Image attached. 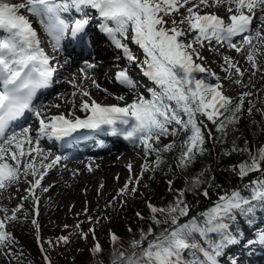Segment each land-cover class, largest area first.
Wrapping results in <instances>:
<instances>
[{
	"label": "snow or ice",
	"instance_id": "1",
	"mask_svg": "<svg viewBox=\"0 0 264 264\" xmlns=\"http://www.w3.org/2000/svg\"><path fill=\"white\" fill-rule=\"evenodd\" d=\"M189 4L192 6L186 7ZM222 6H227V21L216 13L201 14L200 11L202 7ZM185 7L187 14H181L182 18L176 20L174 14ZM21 10L36 18L55 50H59L60 42L66 35L75 40L84 32L91 19L88 10H94L100 21V31L123 53L126 60L137 63L143 75L159 91L149 89L150 99L140 96L124 107L102 106L95 101L82 102L80 110L88 113L85 119H67L64 114L41 118L37 110L34 114L40 126L35 137H32L27 127L9 132L13 121L33 111L32 101L37 91L48 87L57 71L51 58L40 47L38 34L31 21L21 14ZM73 11L80 14L78 18L66 19L67 14ZM168 17L172 18L171 26H168ZM181 25H186V29ZM193 33L190 40L184 39ZM237 37L239 41L235 39ZM128 39L143 51V61H138L124 43ZM213 41L237 53H246L245 58L252 68L259 70L257 57L264 55V0H22L15 4L0 0V190L19 181L22 167L24 174L30 173L34 177L28 191L36 200L33 189L40 186L47 169L60 160L57 156L45 162L48 156L39 147L41 140H62L72 137L80 129L105 132L134 145H141L146 157L155 153L154 167L145 164L142 173L159 167L162 162L160 153L170 152L176 147L175 140L162 148L156 147L162 137H178L184 133L178 167H187L198 154L206 151L203 121L198 117L206 118L216 125L217 132L224 133L229 124L238 122L244 97L251 95L242 93L240 102L233 104L232 98L224 94L221 77L196 62L205 59L197 45L203 48L205 42L211 45ZM223 61L222 71L226 73L223 79L230 80L233 74L242 75L233 58L225 55ZM93 67L95 65L86 62V68ZM80 72L85 78L88 77L84 68ZM197 73H204L217 82L208 83L198 78ZM116 80L134 87L127 70L117 72ZM69 82L82 96L90 95L80 90L73 81ZM75 95L76 92L73 93ZM248 111L251 114V108ZM225 113L231 115L225 116ZM222 116L224 119L220 120ZM209 137L215 139L210 133ZM232 151H247L249 155V161L241 162L232 169L241 180L252 172L261 173V178L242 186L249 192L248 196L242 194L240 187L225 192L213 208L202 214V221L193 218L184 224L178 221L180 217L188 215L189 206L184 202L182 190H177L174 203L166 208L149 204L153 222L161 223L156 218L159 213L168 218L170 227L163 229L147 242L146 247H142L144 241L153 236V230L149 228L140 240L132 241L131 255L120 252L112 264H185L184 251L198 247L195 241L190 240L193 234L198 233L206 239L208 232L225 229L227 225L218 222L232 218L235 211L248 214L254 210V202L264 204V146L259 147L256 153L247 148L234 147ZM25 157L30 159L25 160ZM9 159L13 163H9ZM140 178H136L137 183ZM131 183L130 177L118 195L127 194ZM195 183H199V180ZM130 192L134 194L136 188L132 187ZM204 195L207 196V192ZM22 207L21 204L9 210L0 206V213H3L0 217V251L10 249L15 244L14 236L6 228L9 223L19 219L17 213ZM32 223L38 228L35 219ZM82 238L86 239V234ZM59 239L67 242V237ZM111 241L113 245L118 241L114 233L111 234ZM225 242L231 244L235 239L228 237ZM255 242L264 244V232L257 234ZM221 247L222 244L217 243L211 253L203 248H199V251L203 253L207 264H217L216 257L221 254ZM91 251L98 255L103 249L97 243ZM7 254L15 255L14 252ZM192 264L201 262L193 260Z\"/></svg>",
	"mask_w": 264,
	"mask_h": 264
},
{
	"label": "rangeland",
	"instance_id": "2",
	"mask_svg": "<svg viewBox=\"0 0 264 264\" xmlns=\"http://www.w3.org/2000/svg\"><path fill=\"white\" fill-rule=\"evenodd\" d=\"M191 6L192 5L189 4L186 7H191ZM186 7L181 8L179 10V13L174 14V18L176 20H180L182 18L181 14H184V15L187 14L186 13ZM215 10H216V8H203L202 7L200 11H201V14H204V13H216ZM88 14L91 16V19H94L96 17L94 15L95 14L94 11H92V10H88ZM216 14L223 17L227 21V17L229 15V13L227 11L223 12L222 14H220V13H216ZM78 16L79 15H76V17L72 16L71 20L78 18ZM166 19L169 20L168 26H171V19L172 18L168 17ZM98 22H100V21L96 20L95 23H98ZM180 27L186 29L187 26L181 25ZM41 31H42V29H41ZM130 35H131V33H129V36ZM192 35H194V33L190 34L189 36L185 37L184 39L190 40L192 38ZM43 37L45 38V40H47V37L45 34L43 35ZM239 39H240L239 37L236 38L237 41H239ZM101 42H98V43H100L98 46L99 47L105 46V43L104 42L101 43ZM124 43L128 45L132 54H134L138 58V61L144 60L143 51L136 44H133L131 42V39L125 40ZM104 48H108V47H104ZM104 48H101V49L104 50ZM109 48H110L111 52H109L107 54V56H110V58L119 62L117 64H114L115 67H113V68L108 67L107 68V70L109 71L108 77H109V80L111 81V83H112V77L114 75V74H112V72H113V70H116L118 68L126 69L134 75L139 74L140 68L137 67L136 62L130 63L128 60L122 58V55L120 52H117L116 50H114V52H113V48L112 47H109ZM197 48L200 51L201 55L203 57H205V59L203 61L197 60L196 62L202 64L205 68L209 69L211 72H214V73H216L217 76L221 77V82L223 84V91H224L225 95H227V96H229V95L230 96H233V95L234 96H241L242 93H251V95H249L247 97H249L250 100L252 101V105H253L254 109L252 110L251 114L248 113L247 116H249V118L244 119V121L248 122V124L246 125V128H245L246 131L244 130L243 133H245L247 136H245V137L243 136L244 141H243L242 145H237L234 143L233 148L234 147L237 149L247 148L252 153H256L258 148L260 146H262V143L259 142L262 140L260 137L261 132H260L259 126L257 125V123H258L257 118L253 113L255 110L258 114L264 113V61H262L261 64H258L259 70L253 69L251 64L245 58L246 53H237V52H235V50H229L227 47H221L219 45H216L215 41H213L211 45H209L207 42H205V45L203 48H200L197 45ZM210 48L212 50H210ZM51 54H52V56L56 55L55 53H51ZM225 55H227L233 59H236V58L239 59V61L242 65H240L238 67L241 69L242 75L241 74H233L232 78L230 80L223 79V77L226 75V73H224L222 71V65L224 63L223 56H225ZM263 60H264V58H263ZM84 62H85L84 66L79 67V69H78V73L81 74V77H85V76L80 72V69L84 68L86 71H88V68H86V62L89 64L95 65V68H98V69L103 68V66L101 68V64L92 62L91 60H86ZM111 68H112V70H111ZM70 70H72V68H70V67L66 68V71H70ZM73 75L74 74L71 72L70 76H73ZM196 75L198 78L205 79L208 83L215 84L217 82L215 79L208 77L204 73H197ZM132 80L134 81V87L127 86V89L123 90L125 92L131 91V93L129 92V93L125 94L123 91H116V90L112 89L113 90L112 92H114L115 94L122 95L123 99H125V102H120V101L117 102V100H116V101H114V104H112V105L124 107L127 104H131L134 100H137L140 96H143L147 99H150L151 95H150L149 89H154L156 91H159L158 89H156V86L150 80H144V79H139V78H138V80H136V79L135 80L132 79ZM65 81H66V85L68 87H71L72 83L69 82L71 80L69 78H67ZM234 81H240V83H235ZM133 88H134V90H133ZM82 91H84V90H82ZM63 92H64V90L58 89L54 94H52V98L60 96ZM133 93H134V95H133ZM80 96L84 98V102L85 101L91 102V100H93V97L91 96V94L88 97L82 96L81 94H80ZM49 100H47L45 103L40 105L37 110L38 111L41 110L42 107ZM82 101H83V99L80 100V102H79L80 105H81ZM116 104H119V105H116ZM72 109H73V106H71L69 112H71ZM34 113H35V111H34ZM53 114H54V116H58L56 114H59V113H56V112L48 113V116H46L45 118H50L53 116ZM87 115H88V113H86L85 115H83L81 117H79V116L74 117L73 114L72 115L68 114V115H66V118H67V116H68V118L70 116L69 119H71V118L75 119L76 117H79L80 119H85ZM198 118L203 121V125H204V117H198ZM30 121L31 122H29V123H27L21 127H18L12 131H20L21 129L27 127V128L32 130V132H33L32 135H33V137H35L36 132L40 126V125H35V123L40 124V121H39V119H37L35 114H33ZM176 138H177V141H176ZM183 139H184V133H180V135L178 137H172V136H168L166 138L162 137L159 144H157L156 147L157 146L162 147L163 145L172 143L175 140L176 147L171 151L172 154H169L170 156H168L169 160L167 161L168 162L167 167L164 168L163 171H164L165 175L167 174L169 176V180L174 179L175 176L178 174V171L185 173L186 175H183V177L185 179H188L189 182H191L193 180L192 185H194L193 190H195L196 186L194 183L198 179V177L205 171V165L202 164V166L199 167V169L197 170V172L194 175L190 174V172L187 169L178 167V158H179V156L183 150L182 146H181V141ZM101 141H103V142H101ZM96 142H97V144H99L100 147L102 146L101 148L110 147L111 145L110 146H107V145L112 144L111 143L112 140L108 139V138L96 139ZM41 143H42V146L50 152V155L53 158L56 156L63 157V155L58 152L56 147H55V149L51 148L44 139L41 140ZM101 143H103V144H101ZM236 152L241 153V156L243 157L241 162L249 161V155H248L247 151H236ZM128 154L129 153H127L126 155H128ZM105 155H108V154H105ZM129 157H130L129 162L125 161V158L123 160L124 162L123 161L121 162L124 164L123 165L124 169H122V168L117 169L116 167L113 168V172H111V174H110L112 181L109 184L105 185V184H103V182H101L100 187L96 188V190H95L96 192L93 191L94 193H92V194L87 193L86 185H84L82 188L78 187L79 192L83 195L81 200L79 202H77V201L76 202L75 201L70 202V200H67L66 202H64L63 205L60 204V206L58 208L52 202L51 195L50 194L46 195V194L50 193L51 190H53V188L51 186L54 185L55 183H57L58 181L65 182V180H66L65 177H63V178L59 177L58 173H55V174L51 173V174L47 175V173H48V169H47L45 178H43L41 180L40 186L33 189L34 195L37 198L36 200H34L33 196L30 195L29 191H28V189L31 187V183L34 182V177L30 173L24 174L23 168L21 167V175H20L19 181L15 184H12L10 187H8L5 190H0V206L6 207L9 210H12V209H15L18 205H21V204L23 205V207L17 213V216L19 219L17 221H13V222L9 223L7 225L6 230L8 232H10L13 236H18L21 239V241L23 240V241H25V243L28 242L30 248L32 246L30 243V239H32V237H33V239H34V241L38 247V250H39L38 253L41 255L42 259L44 260V264H53V261H55L57 256H60V258H61L60 264H91V263L95 264L94 262L89 261L87 259H86V261H82V258H80L76 254V250L81 249L84 246L83 240H82L81 236L78 235L77 233L70 234L66 230L71 229L73 227V225L75 226L76 222L78 220H83L84 227L86 228L88 226L87 224H88L89 219L91 218V216H93L95 213H97L99 211V208H101L103 210V212L105 210L107 211L106 207L109 206L108 205L109 202H112L115 204L117 203L119 205L125 204L126 200L129 199V197L133 194L130 192V189L132 187L136 188L137 193L141 192L140 188H139L140 181L143 178H144V180L147 179V176H149L148 171H145L143 173L141 172L142 166H144L145 164H148L150 167H152L151 164L155 161L156 157H155L154 153L146 157L144 155L143 147L141 145H138V144L136 145L134 151L129 154ZM24 159L28 160V159H30V157H25ZM8 162L13 163L10 159ZM170 165H171V167H169ZM153 167H154V165H153ZM42 170L43 169H41V171ZM125 170H126V172H125ZM118 171H120V172H118ZM168 172H169V174H168ZM118 174L120 176L121 175L122 176L118 177L119 176ZM249 175L254 176L255 172H252ZM114 177H116V178H114ZM130 177L132 178V183L129 184L128 193L124 194V195H118L120 190L122 188H124L126 182L129 181ZM137 177H141L139 179L138 183L136 182ZM37 178H39V177H37ZM97 178H98V180H100V178H101L100 175H98ZM49 179L51 181L52 180H54V181L51 182V181H49ZM154 181L156 182L157 180H154ZM62 184L69 187L67 183H62ZM45 189H47V191H45ZM193 190L191 189L190 191H193ZM88 195L91 196L89 200H87ZM138 195H141V193ZM134 196L137 197V195H134ZM25 197H27V198L25 199ZM158 199L163 202L162 196H160V198H158ZM215 204L216 203H213V204L208 203L206 205V206H208L207 209L206 210L204 209L205 212H207L209 209L213 208L215 206ZM254 204H255V207H254V210L252 212L260 211L261 209L264 208V204H260V203H256V202H254ZM166 207H168V206H166V205L162 206V208H166ZM37 212H38V214H37ZM237 212L244 218L245 214L241 213L240 211H237ZM248 214H251V213H248ZM2 216H3V213H0V217H2ZM147 216H148V218L145 220V222H141V223L137 222L135 224H151V223H149V221H151L153 219L150 215H147ZM156 218L160 221H163L165 217L161 214H158V215H156ZM34 219L37 222L38 228L36 225H33V223H32V221ZM105 219L107 220L108 217H105ZM244 219H246V218H244ZM228 220H230V218ZM251 224H256L255 226L257 228H255V230L253 229V231L255 233L258 234L260 232H264V222L260 223L259 220H255V221L251 222ZM106 225H109V223L107 222ZM109 227H110V225H109ZM148 229H149L148 225H146V226L145 225H138V227L135 231H125L124 233H122L121 234V240L125 244L130 245L132 243V241L140 240L142 234L146 233L148 231ZM242 229H243L242 227H237V229H235L232 232H225L222 236H219V238H217L215 241L213 238H209L206 241L205 244H206V246L210 252L213 251V246L215 244H217V243L222 244L221 254L218 257H216V261L218 260L220 262V264H221V259L223 261L222 264H235V263H237V264H250L249 258L246 256L247 253H245V252H252L253 248L255 249V248H257L256 246H259L256 244L257 242H255L256 238H257V234H254L256 236H253V234H251V233L244 235L242 233ZM60 237H67V242L60 240L59 239ZM228 237H233L235 239V242L231 243V244L226 243L225 241ZM49 241L51 243H48ZM252 242H255V245ZM21 243L22 242H16L15 244L19 245ZM263 246H264V244H263ZM251 247H253V248H251ZM259 247H261V246H259ZM259 247L255 250L261 251V248H259ZM42 248H43V251H42ZM26 249H28V247ZM26 249H25V251H26ZM72 250H74V251H72ZM224 252L227 255H229L228 258L227 257L224 258L225 255H222ZM7 253H8V250L7 251L6 250L0 251V264H5L4 262H7V260H8ZM107 253H108V256L110 257V262H111L112 259H114L113 251L111 250V251H108ZM27 255H28V257H30V255H32V251L27 252ZM45 257L48 258L47 261L45 260ZM98 260H100V259H98ZM193 260H198L201 262V264H207L206 259H202L196 255L192 256V261ZM55 264H57V263L55 262Z\"/></svg>",
	"mask_w": 264,
	"mask_h": 264
},
{
	"label": "trees",
	"instance_id": "3",
	"mask_svg": "<svg viewBox=\"0 0 264 264\" xmlns=\"http://www.w3.org/2000/svg\"><path fill=\"white\" fill-rule=\"evenodd\" d=\"M228 97H231L233 104H235L240 102L241 96L229 95ZM249 108H251V112L254 109L252 101L246 96L244 97L241 112L238 113V122L229 124L224 133L217 132L216 125L204 118L202 131L205 134L204 148L206 151L203 154H198L195 160L184 168L187 169L190 174L194 175L202 164L205 165V171L198 177L199 183H194L196 186L195 190H193V180L189 182L188 179H185L183 175L186 174L183 172L178 171L175 178L169 180V176L167 174L165 175L163 170L167 167V161L169 160L168 156H170L169 154L172 153L171 151H162L160 153L162 162L159 167H155L154 170L148 171L149 176L146 175L147 179L144 180L143 178L140 181L139 188L141 192H135V194H132L123 205L109 202V206L106 207L107 211L105 210L103 212V210L98 207L99 211L91 216L86 228L84 227L83 220H78L75 226L73 225L71 229L66 230L70 234L77 233L81 236V238L86 234L87 238H82L84 246L81 249L76 250V254L82 258V261H86L87 259L95 264H101V262H103V264H112V261L110 262V257L107 253L111 250L113 251L114 258L118 257L120 252L131 255L133 253L131 244H125L121 240V234L125 231H135L138 225H148V227L153 230V236H149L142 245V247H146L147 242L152 240L155 235L159 234L163 229L170 227V221L163 215L165 218L160 224L154 223L153 220L149 221L151 224L135 223L145 222L148 218L147 215L152 217L148 207L149 204L156 206L157 208L173 204L177 196V190H182L184 192V202L189 206L188 215L179 218L178 223L180 224L187 223L193 218H196L198 222L202 221L204 219L202 214L205 213V210L208 207L206 205L208 203H216L221 195L225 192H231L237 187L241 188L243 195L248 196L249 192L244 190L242 186L244 184H248L252 180L261 178V173L255 172L254 176L248 175L241 180L232 169L241 162L243 157L241 156V153L232 151V149L234 143L242 145L244 137L247 136L243 133V131H246L245 128L248 124V122L244 121V119L249 118V116H247ZM253 114L257 118V125L259 126L261 132L260 137L262 141L259 142L262 143V146H264V113L258 114L255 110ZM230 115L231 113H225V116ZM223 119V116L220 117V120ZM209 133L211 134V137H214L215 139L210 138ZM157 147L162 148L163 146ZM226 152H230V154L226 155ZM151 165L153 167L154 164L152 163ZM169 167H171V165ZM154 180L157 181L155 182ZM169 182H171V185ZM191 189L193 191H190ZM205 192H207V196L204 195ZM140 193L141 195H138ZM134 195H137V197ZM160 196L163 197V202L158 199ZM137 213L140 215L138 216ZM158 214L159 213H157V215ZM245 216L244 218L246 219L235 211L230 220H228L229 218H225L224 220L218 222L227 225L225 229L208 232L206 239L201 238L198 233L193 234L190 240L195 241L198 247L196 249H187L184 251L183 260L185 261V264H192L193 255L205 259L203 253L199 251V248H203L210 252L205 244L209 238H213L215 241L225 232H232L237 229V227H242V232L245 233L256 227V224H251V222L255 220H259L260 223L264 222V208L260 211L251 212V214H245ZM105 217H108V219L106 220ZM107 222L110 227L109 225H106ZM78 224L79 227H77ZM113 233L118 237V241L115 245H113L111 241V234ZM14 238L15 243H22L19 245L14 244L10 249H6L8 252H14L15 255L7 254L8 260L7 262H4L5 264H44V260L38 253L39 250L33 237L30 239V243L32 245L31 248L28 242L25 243V241H21L18 236H14ZM97 243L101 245L103 252L101 254L94 255L91 250ZM27 247L28 249H26ZM30 251H32V255L28 257L27 252ZM136 251L139 253V249ZM222 255H226V253L224 252ZM55 262L57 264L61 263L60 256L56 257L53 264H55Z\"/></svg>",
	"mask_w": 264,
	"mask_h": 264
},
{
	"label": "bare ground",
	"instance_id": "4",
	"mask_svg": "<svg viewBox=\"0 0 264 264\" xmlns=\"http://www.w3.org/2000/svg\"><path fill=\"white\" fill-rule=\"evenodd\" d=\"M6 2L15 4V3L22 2V0H6ZM92 11H94V10H92ZM225 11H227V6H222L220 8H216V10H215L216 13H220V14H222ZM94 13H95V11H94ZM21 14L25 15L30 21L32 20L31 21L32 26H33V28L36 29L39 40L42 42L43 46L45 48L48 47L50 49H54L51 45L50 40L48 38H47V40H45V38L43 37L45 32L43 30L41 31L40 24L38 23L36 18L29 15L25 10H21ZM94 15L96 16V13ZM95 18L97 19V16ZM96 19H93V21H95ZM98 21H99V19H98ZM88 28H89V25L86 26L85 31H87ZM116 51L120 52L122 55V58L125 59L123 53L120 50H118L116 48ZM92 52H95L96 55L95 54L90 55L86 60H91L92 62L101 64V68L103 66L102 69H100V68L98 69L95 67H93L92 69H88V71H86L88 73V77L85 78V77H81V74L78 73L79 66L73 65L72 70L66 71L65 75L69 76L70 80L73 81L80 90L87 91V92H89V94H91V96L93 97V100H91V102L95 101L96 103H98L102 106H111L112 104H114V101H116V100H117V102H119V101L125 102V99H123L122 95L115 94L114 92H112L113 91L112 89H114L116 91L126 90L127 86L124 84L117 83L114 80V77L112 79V83L109 80V77H108L109 71L107 70V68L108 67L113 68V67H115L114 64L119 63L118 61H115L112 58H110V56H107V54L109 52H111L110 48H104V50H102L100 48V49L96 50V45H95ZM113 52H114V49H113ZM263 58H264V55H260L257 57L258 64H261V62L264 61ZM52 60L59 63L61 61V58L59 56H54ZM233 60L237 62V66L242 65L240 63L239 59L236 58ZM84 64H85V62H84ZM112 68H111V70H112ZM71 72L74 74L73 76H70ZM130 75H131L132 79H134V80L135 79L138 80V78L148 80V78L146 76H144L143 74L138 76V74L134 75V74L130 73ZM93 81H95V84L93 83ZM97 85H98V87H97ZM58 89L64 90V92L60 96L52 98V95H51V96H48L43 101V103H45L47 100L50 99L42 107V109L39 110V112L41 113V118H45L46 116H48V113H51V112H56V113H59L60 115L64 114L65 117H66V115H68L70 113H72L74 115V117L75 116L81 117V116L86 114V112H83L80 110V104H79L81 99H83L82 102H84V98L80 96V92L77 91V88L73 87V84H71V87H68L66 85V81H64V83L61 84V86ZM133 90H134V88H133ZM74 92H76L75 96H73ZM123 92L125 94H127L129 92L131 93V91H127V92L123 91ZM133 95H134V93H133ZM91 102H89V103H91ZM116 105H119V104H116ZM71 106H73V109L71 112H69ZM69 118H70V116H69ZM67 119H68V116H67ZM35 125H40V124L35 123ZM32 133L33 132L30 129V134L32 135ZM90 133H92V136H90V138L87 141L77 143L75 145L73 144L72 146L70 145L71 146L70 152H72V154H69L68 157L59 156L60 157L59 163H57L55 166L48 169L47 175L51 174V173H54V174L58 173L59 177H62V178L65 177V179H66L65 182L58 181L57 183L54 184L55 186L52 185L51 187L53 188V190H51L50 193L46 194V195H49V194L51 195L52 202L55 204V206L57 208L60 206V204L63 205L64 202H66L67 200H70V202L71 201L79 202L83 195L79 192L78 187L82 188L84 185H86L87 193L92 194V193L96 192L95 191L96 188L100 187L101 182H103V184H105V185L109 184L112 181L110 174H111V172H113V168L116 167L117 169H120V168L124 169V167H123L124 164L121 162L124 160V158H125V161H128V162L130 161L129 154L134 151V149L137 145V144L134 145L128 141L123 142L120 140L119 141L118 140H112V142H111L112 144L107 145V146L111 145L110 147L106 146L107 148H101L102 146L100 147L99 144H97L98 141L96 142V139L107 138L106 133L105 132H95V131H91ZM32 137H33V135H32ZM101 142H103V141H101ZM101 144H103V143H101ZM62 145L64 146L65 144L63 143ZM39 147L42 148L45 151V155L48 156V160L45 161L46 163L50 162L51 160H53L57 157L56 156L53 158L50 155V152L42 146V143L39 145ZM127 153H129V154L126 155ZM81 154H85L87 157L84 156L83 158L82 157L81 158H71L74 156L78 157ZM105 154H108V155H105ZM89 169H91V170H89ZM43 171L44 170H42V172ZM118 172H120V171H118ZM125 172H126V170H125ZM45 175L46 174L43 175V178H45ZM98 175H100V177H101L100 180H98V178H97ZM121 176L119 175L118 177H121ZM114 178H116V177H114ZM49 181H51V180L49 179ZM53 181L54 180H52L51 182H53ZM62 183H67L69 187L63 185ZM90 197L91 196L88 195L87 200H89ZM255 228H257V227H255ZM255 228H253V229L255 230ZM253 229L251 231H247L245 233L242 232V233L244 235L251 233V234H253V236H256L254 234H257V233H255L253 231ZM252 243L255 245V242H252ZM256 244L261 246V247L256 246L257 248L258 247L261 248V251L255 250L253 247H251L254 249L252 253H255V255L253 257L249 258L250 264H264V246H263V244H260V243H256Z\"/></svg>",
	"mask_w": 264,
	"mask_h": 264
}]
</instances>
